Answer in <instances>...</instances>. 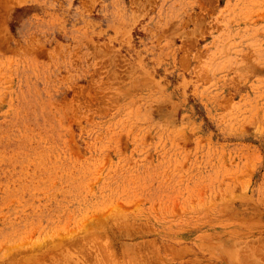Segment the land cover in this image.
Wrapping results in <instances>:
<instances>
[{
    "label": "rangeland",
    "instance_id": "1",
    "mask_svg": "<svg viewBox=\"0 0 264 264\" xmlns=\"http://www.w3.org/2000/svg\"><path fill=\"white\" fill-rule=\"evenodd\" d=\"M0 264H264V0H0Z\"/></svg>",
    "mask_w": 264,
    "mask_h": 264
},
{
    "label": "bare ground",
    "instance_id": "2",
    "mask_svg": "<svg viewBox=\"0 0 264 264\" xmlns=\"http://www.w3.org/2000/svg\"><path fill=\"white\" fill-rule=\"evenodd\" d=\"M122 222V221H121ZM120 222V223H121ZM124 223V222H123ZM117 225V224H116ZM129 226V225H128ZM103 227V226H102ZM125 227V226H124ZM118 230V229H117ZM125 231V230H124ZM97 233V232H96ZM95 235V234H94ZM98 235V234H97ZM94 237V236H93ZM100 237V236H99ZM89 238V237H88ZM94 239V238H93ZM99 240V239H98ZM103 240V239H102ZM92 244V243H91ZM73 246V245H72ZM107 246V245H106ZM84 247V246H83ZM87 247V246H86ZM101 247V246H100ZM232 248V247H231ZM20 249V248H19ZM249 249V248H248ZM85 250V249H84ZM251 250V249H250ZM18 252V251H17ZM107 252V251H106ZM127 253V252H126ZM261 254V253H260ZM259 254V255H260ZM8 255V254H7ZM144 255V254H143ZM248 255V254H247ZM252 255V254H251ZM255 255V254H254ZM153 257V256H152ZM243 257V256H242ZM145 258V257H144ZM115 259V258H114ZM141 260V259H140ZM115 261V260H114ZM228 261V260H227ZM137 262V261H136ZM142 262V261H141Z\"/></svg>",
    "mask_w": 264,
    "mask_h": 264
}]
</instances>
